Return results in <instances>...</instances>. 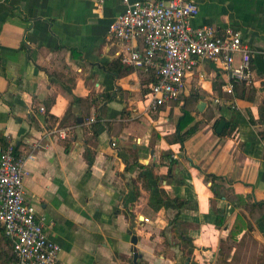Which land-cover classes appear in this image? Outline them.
<instances>
[{"label":"crops","instance_id":"obj_1","mask_svg":"<svg viewBox=\"0 0 264 264\" xmlns=\"http://www.w3.org/2000/svg\"><path fill=\"white\" fill-rule=\"evenodd\" d=\"M193 1V26L240 33L250 79L233 92L223 64L201 59L180 96L150 111L154 70L123 60L142 41L108 33L119 0H0V151L12 144L32 154L24 196L60 246V264H214L237 214L252 230L237 235L227 261L244 254L249 236L264 248V219L246 209L264 202V0ZM184 109L196 129L181 151L168 139ZM148 184L168 195L157 209ZM173 199L184 201L178 211ZM262 253L256 263L264 264ZM0 264H16L2 234Z\"/></svg>","mask_w":264,"mask_h":264},{"label":"built area","instance_id":"obj_2","mask_svg":"<svg viewBox=\"0 0 264 264\" xmlns=\"http://www.w3.org/2000/svg\"><path fill=\"white\" fill-rule=\"evenodd\" d=\"M98 7L105 0H93ZM122 11L108 25L110 36L119 41L140 39L142 50L130 49L123 60L154 70L146 109L156 111L177 99L185 78L197 62H220L232 82L250 79V51L237 31L218 35L210 25L195 27L198 13L193 0H119ZM240 55L234 63V55ZM64 130L59 132L64 137ZM32 154L15 153L12 144L0 151V234L11 243L16 264H60V246L44 230V218L26 201L23 164Z\"/></svg>","mask_w":264,"mask_h":264},{"label":"trees","instance_id":"obj_3","mask_svg":"<svg viewBox=\"0 0 264 264\" xmlns=\"http://www.w3.org/2000/svg\"><path fill=\"white\" fill-rule=\"evenodd\" d=\"M154 80L155 79H153V81ZM238 83H244V82H242V81L234 82L233 86H232L233 92H234L236 86L238 85ZM192 120H193V118H192L190 112L184 109L182 112V115L178 118V120L176 122V128H175L174 135L170 139H168L169 143H178L180 145L181 151L184 150V140L187 137H189L196 129L195 125H191ZM221 120H222V118L217 120L215 122V126H217ZM228 123L229 122L226 123V126L228 125ZM98 127H100V121L98 119H95L94 124H93L94 134L97 133ZM262 138H264V133L262 135ZM15 153L18 154L16 147H15ZM163 157L166 159L171 157L170 152H167V151L164 152ZM172 163H175V159H173V158H171L169 164H172ZM142 168H144V167H142ZM168 173H170V171ZM152 178L155 180V182H156L155 184H157L159 181V176L156 174H153ZM204 178H205V180H209V179L214 180L216 178V176L213 174H205ZM148 187L151 190L150 195H149V205H151L155 209L164 205L165 200L168 199V195L166 194L165 190L158 186L155 191H152V186L148 184ZM239 198H241V197H239ZM183 204H184V201L179 202V201H176L175 199H173V207L177 211ZM246 207H247L246 209L249 211L248 213H249L251 218L255 219V218L259 217V218L264 219V202L263 201L253 202L251 204L246 205ZM177 215H178V213L176 212L175 219L177 218ZM214 224L217 227L221 226L223 224V215L218 214L215 217ZM245 228H247L248 231L252 230V226L246 222L245 216L243 214H237L235 217L233 226L228 232L226 240H221V245H223L225 243V241H226V243H230L229 246L230 245L235 246L236 244L240 243L242 241V238L241 239L237 238V235ZM190 253H191V249L188 250V254H190ZM219 254L221 256L227 257V255H224L222 253L220 248H219Z\"/></svg>","mask_w":264,"mask_h":264},{"label":"rangeland","instance_id":"obj_4","mask_svg":"<svg viewBox=\"0 0 264 264\" xmlns=\"http://www.w3.org/2000/svg\"><path fill=\"white\" fill-rule=\"evenodd\" d=\"M248 240L251 241L249 243L252 246L251 245L248 246L247 250L244 251L243 255H241L242 254L241 252L236 250V253L234 252L235 254L229 255L231 257V258L229 257L231 259V261L228 262L227 261V257L221 256L219 254V250H218L217 259L214 262V264H261V262L256 263L254 257L256 255H259V260H260V258H262V256H263L262 252H264V248L261 247V245L260 246L254 245L255 242H254V240H253V238L251 236H249ZM229 244L230 243H226V241H225V243L223 245L219 246V248L221 249L222 253L224 255H227V256H228L229 252L233 251V246L232 245L229 246ZM238 244H236V245H238Z\"/></svg>","mask_w":264,"mask_h":264},{"label":"water","instance_id":"obj_5","mask_svg":"<svg viewBox=\"0 0 264 264\" xmlns=\"http://www.w3.org/2000/svg\"><path fill=\"white\" fill-rule=\"evenodd\" d=\"M199 107H200V106H199ZM81 119H82V118H80V117L78 118L79 121H81ZM224 125H225V120H221V121L219 122L217 128H216V131H217V132H220V131L223 129ZM132 241H133V242L135 241V236H132ZM136 257H137V252H134V253H133V258H134L133 261H134V262H135ZM188 259H189V257H188Z\"/></svg>","mask_w":264,"mask_h":264}]
</instances>
